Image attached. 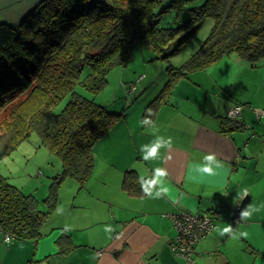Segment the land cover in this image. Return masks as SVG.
I'll list each match as a JSON object with an SVG mask.
<instances>
[{"label": "trees", "instance_id": "obj_1", "mask_svg": "<svg viewBox=\"0 0 264 264\" xmlns=\"http://www.w3.org/2000/svg\"><path fill=\"white\" fill-rule=\"evenodd\" d=\"M207 18L213 21L208 37L181 67L168 69L150 111L143 114L151 119L173 86L191 73L233 53L253 66L264 61V0H41L19 25L0 24V161L32 133L61 161L45 211L0 175V233L12 241L41 238L58 203L60 182L71 178L79 187L86 184L93 145L123 117L76 89L101 91L107 73L128 63L135 44L169 59ZM65 97L68 101L56 112ZM221 123L239 128L240 122L223 118ZM148 182H134V175L127 174L123 185L143 194ZM70 248L66 240L59 253Z\"/></svg>", "mask_w": 264, "mask_h": 264}, {"label": "crops", "instance_id": "obj_2", "mask_svg": "<svg viewBox=\"0 0 264 264\" xmlns=\"http://www.w3.org/2000/svg\"><path fill=\"white\" fill-rule=\"evenodd\" d=\"M40 1L0 0V24L19 25ZM260 64L264 70V61ZM198 77H193L196 87L190 79H180L154 108L151 123L142 124V115L131 124L123 115L93 145V168L86 184L79 187L71 181L77 189L70 193L66 217L57 215L62 204L57 188L58 203L41 238L6 244L0 233V264H185L171 247L177 234L171 218L182 212L212 218V228L196 245L189 264H264V208L241 223L237 213L245 189L247 205H264V123L253 121L254 112L264 110L244 109L243 103L226 102L212 93L207 96L199 89ZM234 103L242 106L239 128L221 123ZM152 124L159 135L172 138L173 146L145 161L140 147L154 139L147 134ZM207 153H215L224 168L214 176L191 173L190 165L202 162ZM157 168L167 172L164 186L169 191L153 198L149 192L160 187L152 183ZM127 174L134 175V182L149 181L145 193L125 190ZM226 224L248 235H222ZM107 226L114 231L107 232ZM66 240L71 248L59 253Z\"/></svg>", "mask_w": 264, "mask_h": 264}, {"label": "rangeland", "instance_id": "obj_3", "mask_svg": "<svg viewBox=\"0 0 264 264\" xmlns=\"http://www.w3.org/2000/svg\"><path fill=\"white\" fill-rule=\"evenodd\" d=\"M167 22L162 20L161 25H166ZM212 26V19H205L183 48L167 60L158 59L156 53L147 46L135 44L128 63L107 73L106 85L101 91L93 94L83 87H78L76 92L101 105L108 112L124 115L131 124L138 122L141 116L150 110L152 101L162 89L168 77V69L181 67L200 48ZM224 59L219 61L222 66L216 68L218 65L213 64L204 70L191 73L185 79H190L192 85L199 86L196 78H193L199 76V89L207 96L212 93L226 102H241L244 109L259 107L264 110V70L260 61L253 66L235 53ZM67 101L68 97L62 99L56 112L60 111ZM254 113V123L259 120L264 123V114ZM60 170V159L50 153L35 133L30 134L28 140L20 143L9 156L0 161V175L24 195L32 196L40 211L46 210L45 199L49 195L51 184L56 180L54 176L60 173ZM71 181L74 180L65 178L57 187L59 201L62 203L58 207L59 219L68 214L71 206L70 193L73 194L77 189Z\"/></svg>", "mask_w": 264, "mask_h": 264}, {"label": "clouds", "instance_id": "obj_4", "mask_svg": "<svg viewBox=\"0 0 264 264\" xmlns=\"http://www.w3.org/2000/svg\"><path fill=\"white\" fill-rule=\"evenodd\" d=\"M150 111V110H149ZM150 119L146 117L142 124H149ZM159 129L155 124L151 125V128L148 130L149 135H152L154 139L150 144H145L140 147V152L143 154L142 158L147 161L149 159L158 158L161 149L167 150L172 148L173 140L171 137H165L159 135ZM224 168V163L221 161L215 153H207L203 156L202 162H193L190 165V172L198 174L201 177L204 176H214L217 174L218 170ZM167 172L162 168L155 169V179H153V185L159 184L160 187L154 193L149 192V195H152L153 198H160L162 194H167L169 189L164 186V178L167 177ZM247 190L245 189L242 193L241 199L243 200L247 197ZM261 208H264V205L255 206L252 203L247 205L240 212L239 223L251 219L253 214L261 211ZM238 223V224H239ZM106 231L111 233L114 229L111 226L106 227ZM222 235H228L232 239H239L241 237H246L248 234L244 231H239L238 227H233L231 224H226L222 229Z\"/></svg>", "mask_w": 264, "mask_h": 264}, {"label": "built area", "instance_id": "obj_5", "mask_svg": "<svg viewBox=\"0 0 264 264\" xmlns=\"http://www.w3.org/2000/svg\"><path fill=\"white\" fill-rule=\"evenodd\" d=\"M241 106L234 105L228 112V118L237 120L241 114ZM173 225L177 234L174 237L171 247L176 256L184 259L185 264L191 263V256L196 245L203 240L212 228V218L209 215H198L187 212L172 216ZM12 241L11 236L4 235V242ZM101 254L100 251L97 252Z\"/></svg>", "mask_w": 264, "mask_h": 264}, {"label": "water", "instance_id": "obj_6", "mask_svg": "<svg viewBox=\"0 0 264 264\" xmlns=\"http://www.w3.org/2000/svg\"><path fill=\"white\" fill-rule=\"evenodd\" d=\"M247 202H248V197H245V198L241 201V203H240V205H239V207H238V209H237V213H238V215H240L241 210L244 209V208L247 206Z\"/></svg>", "mask_w": 264, "mask_h": 264}]
</instances>
